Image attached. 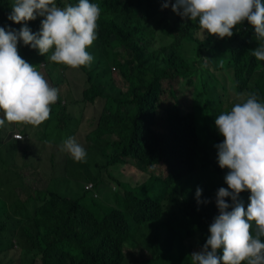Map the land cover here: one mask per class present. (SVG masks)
Returning a JSON list of instances; mask_svg holds the SVG:
<instances>
[{"label": "trees", "instance_id": "16d2710c", "mask_svg": "<svg viewBox=\"0 0 264 264\" xmlns=\"http://www.w3.org/2000/svg\"><path fill=\"white\" fill-rule=\"evenodd\" d=\"M58 1L63 8L79 2ZM13 2L0 0V27L6 31L24 26L8 19ZM89 2L100 8L96 39L87 48L95 47L90 66L51 62L54 49L41 55L18 41L19 55L46 80L62 86L65 74H79L87 77V88L80 117L58 97L41 125L5 119L0 126V174L18 175L25 164L16 159L31 154L34 143L47 144L41 147L51 151L52 169L44 186L28 189L24 200L12 198L7 182H0V258L10 255L7 264H192L186 253L203 249L219 215L217 192L228 187L229 169L219 166L216 147L224 137L215 119L249 94L264 103V61L253 55L264 40L257 41L246 20L231 37L210 35L198 19L178 15L171 5L164 8L165 0ZM42 20L37 16L26 24L37 33ZM112 70H118L124 89ZM87 106L96 110L90 122L82 113ZM69 137L85 149L83 162L61 151ZM5 148L18 154L7 165ZM159 169V175L153 173ZM210 169L214 179L204 180L200 173ZM250 196V190L239 194L245 210ZM166 198L178 205L168 217ZM225 199L232 204L231 197ZM161 221L173 233L165 251L147 243Z\"/></svg>", "mask_w": 264, "mask_h": 264}, {"label": "clouds", "instance_id": "9594fccd", "mask_svg": "<svg viewBox=\"0 0 264 264\" xmlns=\"http://www.w3.org/2000/svg\"><path fill=\"white\" fill-rule=\"evenodd\" d=\"M178 15L199 20V27L223 39L233 35L237 24L245 20L254 27L257 41L264 40V3L261 0H165L163 7ZM8 19L24 26L19 31L0 27V126L23 123L39 126L50 118L51 105L58 100V89L18 53V41L38 49L39 54H52L48 59L71 68L90 66L93 57L87 51L96 39L100 8L89 0H79L65 8L55 0H14ZM44 17L41 29L33 33L26 22ZM258 61H264V44L253 50ZM51 84V85H50ZM243 94L238 96L241 98ZM223 142L218 148V163L229 171L228 187H220L216 204L219 215L210 225V235L199 252L191 254L192 264H264V103L256 94L246 101L232 103L215 119ZM20 141L19 137H17ZM61 151L75 162H83L85 149L74 137L63 141ZM250 190V203L245 210L239 194ZM202 189L196 190L200 203ZM231 197L232 204L226 201ZM232 208L229 211V208ZM253 222L255 235L252 233ZM222 249V256L218 250Z\"/></svg>", "mask_w": 264, "mask_h": 264}, {"label": "rangeland", "instance_id": "374dc122", "mask_svg": "<svg viewBox=\"0 0 264 264\" xmlns=\"http://www.w3.org/2000/svg\"><path fill=\"white\" fill-rule=\"evenodd\" d=\"M55 2L58 7L63 9L62 3H59L58 0H55ZM92 47L93 49L89 50L88 51L89 53L95 51L94 49L95 47L94 46ZM27 62H31V61L27 60ZM62 66L63 65L57 68V70L55 71L56 74L59 73L60 71H63ZM112 73L117 86L124 89L125 86L124 81L121 75L119 74L118 70H115ZM65 76H66V81L62 86L61 85L54 86L51 84L50 85L58 89V97H60L61 99L64 97L65 100L70 103L69 105L72 109V112L78 114V116L80 117L82 108L79 105V101L83 95L84 90L87 88V77L84 75L85 78L82 79L79 74H65ZM82 113L84 114L83 115L84 120L90 122L92 117L96 114V110L91 106H87L83 109ZM66 134L67 131L62 130L60 132V137L65 138ZM34 144H36L37 148L32 147L33 152L31 154L23 157L20 156L16 159V160L20 159L21 163L25 164L23 168H21V170L19 171L18 175L6 176L5 174H0V182H7L9 188L12 190L11 193L12 198L18 195L20 197V200H24L28 189H37V187L44 186L45 180L50 175L52 169H49L48 171V165L50 161L51 151L44 150L41 147V145H47V144H41V143H34ZM12 146L13 145H11V147H8V149L10 150ZM5 149L6 150H4V154L6 155L4 158V164L7 165L10 160V156L17 157L18 154L12 153L11 155L8 149L7 148ZM160 172L161 169L153 171V173H155L156 175H159ZM200 175L204 180L206 178H209L211 180L214 179L213 169L208 170L207 173L201 172ZM11 203L12 205H14V202ZM177 207L178 205L173 203L171 199L166 198L164 200V208L168 209L169 212L166 213L165 216L168 217L172 213V211ZM17 215L19 216V218L21 217L20 214ZM172 237H173V233L170 231V228L166 223V221H161L160 226L156 228V230H153L152 232L149 231L147 243L150 244L152 241L160 247L161 251H165V249L168 250L167 242H169L172 239ZM126 250H129V248H126ZM186 255L192 261V258L189 255L188 251ZM9 260H10V255L1 257L0 264H7ZM162 261L164 262L165 260L162 259ZM125 264H130V263L126 262Z\"/></svg>", "mask_w": 264, "mask_h": 264}]
</instances>
